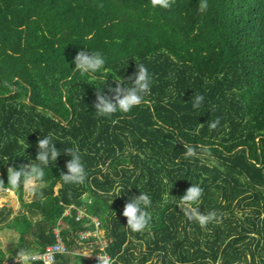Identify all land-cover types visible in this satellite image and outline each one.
Here are the masks:
<instances>
[{
    "label": "trees",
    "instance_id": "obj_1",
    "mask_svg": "<svg viewBox=\"0 0 264 264\" xmlns=\"http://www.w3.org/2000/svg\"><path fill=\"white\" fill-rule=\"evenodd\" d=\"M81 50L104 56L105 92L144 65L146 102L97 116L98 85L74 69ZM196 95L204 96L198 109ZM43 136L60 155L44 170L42 197L25 202L22 188L7 185V168L38 163ZM185 144L209 154L185 158ZM68 148L79 149L83 184L60 177ZM191 183L203 189L199 211L218 221L202 228L183 215L177 204ZM1 190L40 219L9 218L10 202L0 206V224L19 235L9 254L0 250V264L19 259L20 248L43 252L58 223L70 252L54 264H104L76 253L94 240L79 239L96 230L92 218L106 232L93 253L110 264H264L256 259L264 248V0H171L168 9L150 0H0ZM140 192L151 197L152 220L133 233L122 212Z\"/></svg>",
    "mask_w": 264,
    "mask_h": 264
},
{
    "label": "clouds",
    "instance_id": "obj_2",
    "mask_svg": "<svg viewBox=\"0 0 264 264\" xmlns=\"http://www.w3.org/2000/svg\"><path fill=\"white\" fill-rule=\"evenodd\" d=\"M153 8L168 9L171 0H150ZM207 5L200 3L198 8L200 12L206 10ZM75 67L81 74L89 76L98 87H96L95 111L97 116L108 117L114 113H128L131 109L143 102L151 90V77L144 65H137L133 76L127 78V81L120 77L114 79L115 87L107 85V92L103 89L106 86L105 75L106 60L99 52L89 53L88 51H79L73 61ZM130 81L131 83H128ZM109 93L112 95L110 96ZM204 101L203 95H196L192 104L194 109L201 107ZM219 119L209 123L210 129H215L219 125ZM200 148V153L197 152ZM67 153L70 160L66 163V172H61L60 177L66 184H83L86 179L85 166L78 148H68ZM208 155V149L202 146L193 147L184 145L183 155L185 158H199L200 155ZM60 155L55 146V142L50 136H43L38 140V151L35 161L38 163L23 164L17 167H9L7 172V185L12 189L22 188L26 193L37 198L42 197L40 191L44 182L45 168H48L51 161H56ZM122 190L120 191L121 194ZM203 189L197 184H192L182 196V202L177 205L181 207L183 215L189 220H195L203 228L213 220H219L216 212L207 214L199 211L201 205ZM152 205L151 197L147 193H141L138 197H129L124 206L122 215L127 218L126 226L133 233H139L150 227L152 216L148 209ZM17 255L22 264H29L32 258V252L28 249L20 248ZM17 260V259H16ZM2 262V261H0ZM105 264H108L106 261Z\"/></svg>",
    "mask_w": 264,
    "mask_h": 264
},
{
    "label": "rangeland",
    "instance_id": "obj_3",
    "mask_svg": "<svg viewBox=\"0 0 264 264\" xmlns=\"http://www.w3.org/2000/svg\"><path fill=\"white\" fill-rule=\"evenodd\" d=\"M7 172H8V168H7ZM23 198L25 202H30L33 196L29 195L28 193L24 191ZM83 200L86 203H90L92 201V197L89 193H87L84 195ZM7 202H10L11 207H12V213H13V214H10L9 218L12 217L14 214L24 213V215H27L28 218H31L34 222L40 219L39 216L33 217L30 215V213L26 212L16 192L9 191V190H1L0 191V206L3 203H7ZM237 213L240 214L239 211ZM263 215H264V211H263L262 216ZM94 233H95V235L93 236L94 240L88 241L87 244L82 243V249L77 250L76 253H81L84 257L91 258V259L97 256L95 255L96 253H93V250L95 249V246L97 244H100L101 248L104 247V244L106 241V232L103 228H98L96 229ZM18 239H19V235L18 233L15 232V230L9 229L6 226L2 227V225L0 224V250H2L6 255L9 254V251H11L13 248H15L18 245V242H19ZM135 243L137 244L138 249L146 248V244L144 240H139V241H136ZM263 244H264V241H263ZM259 257L264 258V248L263 250H261L260 256H258V254L256 255V259H258ZM248 259H250V256H248ZM16 262H20V261H16V259H13V260L4 262L3 264H15ZM18 264H22V262Z\"/></svg>",
    "mask_w": 264,
    "mask_h": 264
},
{
    "label": "built area",
    "instance_id": "obj_4",
    "mask_svg": "<svg viewBox=\"0 0 264 264\" xmlns=\"http://www.w3.org/2000/svg\"><path fill=\"white\" fill-rule=\"evenodd\" d=\"M83 218H85V214L83 213V211H79L78 216H77V220H81ZM92 220L95 223L96 229H98L100 227V222L98 221L97 218H92ZM94 232L81 231L79 233V239L80 240L88 239L89 237L95 235ZM52 233L54 235V242L52 244L48 245L43 252L33 253L32 258H31L29 263L40 262L41 264H54L57 255L68 254L70 252L69 248L67 247V244L65 243L63 236L61 234V225L59 223H58V225H56L54 227ZM95 255H97V256H95V258H93V260L103 261L104 264L107 261L108 264H110L111 258L107 254L98 253ZM18 260L19 259H17L16 261H18Z\"/></svg>",
    "mask_w": 264,
    "mask_h": 264
}]
</instances>
